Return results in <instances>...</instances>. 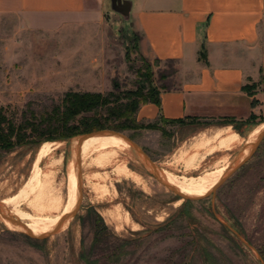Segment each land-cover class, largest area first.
<instances>
[{
    "label": "rangeland",
    "instance_id": "374dc122",
    "mask_svg": "<svg viewBox=\"0 0 264 264\" xmlns=\"http://www.w3.org/2000/svg\"><path fill=\"white\" fill-rule=\"evenodd\" d=\"M95 3L90 7L100 11L103 18L96 40H91L88 32L82 40L74 39L60 25L57 29L29 28L18 19L0 18V109L16 125L30 119L29 109L36 117L50 111L69 91L108 94L113 91L114 82L121 91L133 90L139 82L138 71L145 62L153 65L154 85L176 88L175 78L162 81L160 75L176 73L177 64L155 65L154 60L141 53L140 35L133 30L131 19L113 12L110 0H95ZM68 48H77L83 55L80 53L78 58L67 55ZM141 123L143 129L121 132L107 129L87 135L102 132L124 135L147 155L155 171L143 156L142 160L118 141L100 140L93 144H98L112 163L102 160L98 166L93 156L89 163L80 166L81 177L75 176L79 195H75L73 186L69 199L66 163L70 142L86 135L67 139L69 143L53 158L43 161V169L51 166L48 172L51 174L47 173L49 178L43 186L24 191L26 201L20 200L16 215L23 209L26 212L18 221L21 225L53 224L66 216L77 199V203L80 201L73 217L62 230L49 236L13 231L0 222V264H86L83 254L93 264H264L261 259L264 255V140L254 157L215 193L196 195L199 199L188 204L155 175L160 171L169 182L179 180L181 188L186 185L182 182L183 176L199 177L216 169L219 163L220 171L228 168L257 137L249 134L254 127L243 135H239L240 128L238 131L232 128L230 132L237 133L223 134L220 141L212 139L218 128H222L219 125L205 129L187 121ZM38 148L22 146L9 154L0 153V199L16 196L30 179ZM59 157L62 162L56 163ZM82 174L99 176L100 183L111 189L110 197H113L101 198L93 189L97 180L88 182ZM117 206H120V223L116 219ZM126 212L138 227L123 222ZM103 226L109 233L102 243L95 245L96 230Z\"/></svg>",
    "mask_w": 264,
    "mask_h": 264
},
{
    "label": "crops",
    "instance_id": "0c3cea01",
    "mask_svg": "<svg viewBox=\"0 0 264 264\" xmlns=\"http://www.w3.org/2000/svg\"><path fill=\"white\" fill-rule=\"evenodd\" d=\"M129 1L141 53L177 64L170 77L176 88L161 91L160 108L142 106L138 122L193 121L205 129L240 128L239 135L264 123V0ZM95 4V0H0V18L18 19L29 28L60 25L74 39L82 40L88 32L96 40L103 18L90 7ZM69 48L67 55L82 54Z\"/></svg>",
    "mask_w": 264,
    "mask_h": 264
},
{
    "label": "trees",
    "instance_id": "16d2710c",
    "mask_svg": "<svg viewBox=\"0 0 264 264\" xmlns=\"http://www.w3.org/2000/svg\"><path fill=\"white\" fill-rule=\"evenodd\" d=\"M160 63L159 60L154 61L155 65ZM152 66L150 62H145L139 69V82L133 90L121 91L119 84L114 82L113 91L108 94L69 91L64 94L60 104L39 117H36L35 113L29 109L30 119H26L20 125L9 120L0 109V153L9 154L22 146H40L44 143L67 140L107 129L117 132L143 129L144 125L137 121L139 109L147 104H154L160 108L161 91L170 90L166 85L161 87L154 85L155 73ZM172 75L161 74L160 80L164 81ZM103 111L105 115L101 114ZM159 121L186 122L184 120L167 121L163 118ZM187 122L193 123V121ZM225 124L232 125L228 122ZM235 129L238 131L239 128ZM186 203L190 202L187 200ZM108 233L105 226L102 229L98 228L94 238L95 245L102 243ZM124 242L129 243L130 240H124ZM82 258L86 264H93L84 254ZM262 259L264 261V255Z\"/></svg>",
    "mask_w": 264,
    "mask_h": 264
},
{
    "label": "bare ground",
    "instance_id": "6f19581e",
    "mask_svg": "<svg viewBox=\"0 0 264 264\" xmlns=\"http://www.w3.org/2000/svg\"><path fill=\"white\" fill-rule=\"evenodd\" d=\"M232 128L231 127H224V128H219L218 131L215 132V134L213 135V138L212 139H219L221 141L222 139V135L223 134H230V133H237V132H234L232 130V132H230ZM264 130V123L263 125L260 124L256 127H254L251 132L249 134H257V137L251 141L250 145L244 150V154L241 156H245L247 153H248V150L250 149V146L257 140V138L259 137V135L262 133V131ZM214 131V129H213ZM211 132V131H210ZM205 133V132H204ZM203 133V134H204ZM197 138H200L198 137V135L196 136ZM206 137H208L206 135ZM205 137V138H206ZM106 139H114L116 141H118L120 144H123L125 147L131 149L132 151H134L135 153H137L139 155V157L143 160L141 154L135 149V147L127 140L126 137H124V135L122 134H117V133H111V132H102V133H96V134H92V135H89L83 139L79 138V139H75V140H71L70 142V146H69V151H70V156L67 160V163H66V171H67V188H68V193H69V199L71 197V193H72V190H73V186L75 188V191H76V194L75 195H79L78 193V190H77V187H76V179H75V176L78 175L79 177H81V174H80V166H85L87 163H89L88 161L93 157L95 156V160L94 162L98 165V166H101L100 163H102V160L104 163H106L107 161H110L111 160L105 155V153L103 152V150H101V148H99L97 145L93 144V143H96L100 140H106ZM196 140V139H195ZM194 140V142H195ZM207 142H211L209 138H206ZM69 141V140H68ZM198 143H200V140H198ZM203 141V140H202ZM216 141H213V143H215ZM69 142H67L66 140L64 141H56V142H50V143H44L42 144L41 146H39L37 152H36V155H35V159H34V162H33V167H32V171L31 172V176H30V179L26 182V184L24 185V187L20 190V192L14 196V197H11V196H8V198H3L0 199V222L3 223V225H5L8 229L10 230H13V231H16V230H29L32 234H45V233H49L50 230H55L56 228L58 227H61V228H64L67 223L69 222V220L71 219V215L76 211V208H77V204H79V201L77 203V199H75L74 203H73V206L71 207V209H69L66 213V216H64L61 220H59L58 222L56 223H53V224H49V225H45V226H41V227H37L36 223L35 225L31 226V225H21L20 222H18L24 215L26 212H24V209L23 211L21 210L17 215V209H18V204L20 202V200L22 199V201H26V198H25V195H24V191L27 190V189H30L31 187H41L44 185V182H47V173L50 171L51 169V166H49L50 168H47V169H43V166H42V163L45 159H51L53 158V156L55 155V153L60 150L61 148H63L66 144H68ZM203 143V142H202ZM219 143V142H218ZM217 144V143H216ZM215 144V145H216ZM193 145V144H192ZM211 145V144H210ZM214 145V146H215ZM220 145V144H219ZM194 146H198V145H194ZM208 146V145H206ZM205 146V147H206ZM217 146V145H216ZM211 147V146H210ZM218 147V146H217ZM208 148V147H207ZM201 149V148H200ZM203 151V150H202ZM196 152V151H194ZM209 153V151H208ZM207 153V154H208ZM213 153V152H211ZM196 154V153H195ZM204 154V153H203ZM206 154V153H205ZM214 154V153H213ZM194 155V154H192ZM202 155V153H201ZM197 156V155H196ZM203 156V155H202ZM214 156V155H213ZM240 156V155H239ZM212 157V156H211ZM60 158V157H59ZM205 158V157H204ZM94 159V157L92 158ZM188 160V159H187ZM209 160V159H208ZM238 160V159H237ZM236 160V161H237ZM51 161V160H50ZM194 162V160H192ZM204 161V160H203ZM220 161V160H218ZM218 161L216 163H218ZM235 161V162H236ZM49 162V160H48ZM53 162V161H52ZM56 163H61L62 162V158L58 159L55 161ZM53 162V163H55ZM186 162V161H185ZM191 162V161H190ZM198 162V161H197ZM207 162V161H206ZM232 163L228 168H224L223 170L220 171L221 167L220 166V163H219V168L217 167L216 169H211L212 171H209V172H206L205 174L203 175H200L199 177H186V176H183L182 178V182H184L186 185L179 188V180L175 182H173L172 180L169 182L162 174L159 170V173L157 174L158 178L160 181H163L164 180L166 181L165 183L169 184L171 187L174 188V190L178 193V194H181V195H185V196H191V197H195L196 195H203L205 194L206 192H210L212 191L217 185L218 183L225 177V175L227 174L228 170L235 164ZM93 163V162H92ZM112 163V162H111ZM202 163V162H201ZM79 164V165H78ZM213 164V163H211ZM210 164V165H211ZM94 165V163H93ZM107 165V164H106ZM204 165V164H203ZM60 166V165H59ZM189 166L192 167L191 163H189ZM188 166V167H189ZM45 167V166H44ZM187 167V168H188ZM206 167V166H205ZM99 167L96 168V170L98 169ZM101 168V167H100ZM113 168V167H112ZM207 168V167H206ZM84 169V168H83ZM82 169V170H83ZM88 169V168H87ZM90 169H93V168H90ZM103 170V168H101ZM150 169V168H149ZM81 170V171H82ZM94 170V169H93ZM101 170V171H102ZM186 170V169H185ZM188 170V169H187ZM190 170V168H189ZM198 170V169H197ZM195 170V171H197ZM209 170V169H207ZM98 171V170H97ZM100 171V170H99ZM116 175L118 178H120V175L117 173L116 169H114ZM200 171V170H198ZM202 171V170H201ZM204 171V170H203ZM206 171V170H205ZM52 172V170H51ZM93 172V171H92ZM95 172V171H94ZM93 172V174H94ZM190 172V171H189ZM194 172V171H193ZM53 173V172H52ZM75 173V174H74ZM98 173V172H97ZM104 173V172H103ZM156 173V172H155ZM186 173V171H185ZM49 175L51 173H48ZM57 174V173H56ZM93 174H86V175H83L82 174V177L84 179H86L88 182H92L93 180H97L96 182V185H93V189L99 193V195L101 196V198L103 199H107L109 200L110 198V190L107 185H105L104 183H100V179H99V176L97 175H93ZM188 174V173H187ZM202 174V173H201ZM55 175V174H54ZM52 176V175H51ZM56 176V175H55ZM104 177V175H103ZM10 178V177H9ZM49 178V177H48ZM54 178V176H53ZM22 179V178H21ZM86 181V182H87ZM189 181V186L186 188V186L188 185V182ZM13 181H11V184H12ZM50 182V181H49ZM175 183V184H174ZM89 184V183H88ZM111 184V183H110ZM113 184V183H112ZM174 184V185H173ZM3 185V184H2ZM7 185V184H6ZM87 185V184H86ZM91 186V184H89ZM5 186V184H4ZM3 186V187H4ZM109 186V185H108ZM114 189V193L116 195V191H115V188H114V185H112ZM18 187V186H17ZM14 188V187H13ZM2 189V188H1ZM0 189V190H1ZM9 190V189H8ZM59 191V190H57ZM56 191V192H57ZM91 191H93L91 189ZM4 192V191H3ZM11 192V190L9 191ZM6 193V192H5ZM4 193V194H5ZM12 193V192H11ZM60 193V191L58 192ZM95 193V192H94ZM2 194V193H1ZM13 194V193H12ZM113 194V193H112ZM7 195V194H6ZM5 195V197H7ZM10 195V194H8ZM15 195V194H13ZM98 195V196H99ZM97 196V197H98ZM197 196V197H199ZM76 198V197H75ZM91 198V197H90ZM96 199V198H95ZM102 200V199H101ZM100 200V201H101ZM98 201V200H97ZM96 201V202H97ZM181 200L177 201L176 204H178ZM97 205V204H96ZM116 206V205H115ZM98 208V207H97ZM111 208V207H110ZM122 209V208H121ZM113 210V209H112ZM111 210V211H112ZM117 210L119 212L120 210V206H117ZM109 211V212H111ZM107 212V211H106ZM122 212V211H121ZM120 212L118 213V216L116 217V219L118 220V223L121 222L120 220V216H119ZM16 215V216H15ZM15 216V217H14ZM104 216V215H103ZM107 216V215H106ZM113 216V214H112ZM123 216V215H122ZM8 217H14L11 221L6 219ZM108 217V216H107ZM105 218V217H104ZM111 218V217H110ZM106 220V219H105ZM123 221V220H122ZM125 222L127 225L132 223L131 219H130V216H129V213L126 212V216H125ZM19 223V224H17ZM109 223V221H108ZM111 224V223H110ZM124 225V224H122ZM132 225L134 227L137 226L136 223H132ZM130 226V225H129ZM139 226V225H138ZM137 226V227H138ZM123 228V227H122ZM139 229V228H138Z\"/></svg>",
    "mask_w": 264,
    "mask_h": 264
},
{
    "label": "water",
    "instance_id": "95a60500",
    "mask_svg": "<svg viewBox=\"0 0 264 264\" xmlns=\"http://www.w3.org/2000/svg\"><path fill=\"white\" fill-rule=\"evenodd\" d=\"M110 4H111V10L117 14H120L122 17H124L126 20L130 19V15H131V10H132V3L129 0H110ZM83 136L81 137V139L87 137ZM127 138V137H126ZM127 140L135 147V149L141 154V156L144 157V159L151 165V167L153 168V171H155V166L154 164L149 160V158L147 157L146 154H144L142 152V150L133 142L131 141L129 138H127ZM264 140V130L262 131V133L259 135V137L257 138V140L250 146V149L248 150V153L239 158L235 164L228 170L227 174L225 175V177L218 183V185L211 191L213 193H215V191L225 182L227 181L229 178H231L239 169H241L245 164H247L253 157L254 155L257 153V151L259 150V147L261 145V143ZM79 165V164H78ZM157 176V174H155ZM158 177V176H157ZM159 179V178H158ZM160 181V180H159ZM161 183L168 187L169 189H171L174 193H176L178 196L182 197L185 200L188 201H194L199 199V197H191V196H183L181 194H178L173 187H171L169 184L161 181ZM75 213V212H74ZM74 213L71 215L70 218L73 217ZM8 220H10L9 218H7ZM11 221V220H10ZM60 230H62L61 227L56 228L55 230L51 231L50 233L47 234H41L43 236L45 235H53L58 233ZM26 234L29 235H34L32 234L29 230L25 229L23 230ZM262 259V258H261ZM263 261V259H262ZM264 263V261H263Z\"/></svg>",
    "mask_w": 264,
    "mask_h": 264
}]
</instances>
